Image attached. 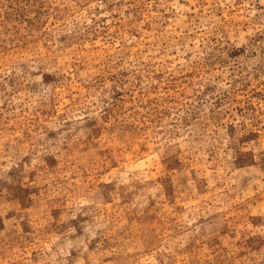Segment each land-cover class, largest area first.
Wrapping results in <instances>:
<instances>
[{
    "label": "rangeland",
    "instance_id": "374dc122",
    "mask_svg": "<svg viewBox=\"0 0 264 264\" xmlns=\"http://www.w3.org/2000/svg\"><path fill=\"white\" fill-rule=\"evenodd\" d=\"M0 264H264V0H0Z\"/></svg>",
    "mask_w": 264,
    "mask_h": 264
}]
</instances>
